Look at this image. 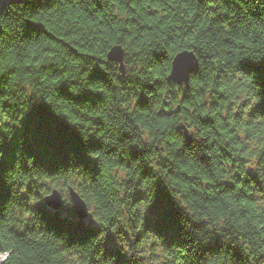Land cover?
Masks as SVG:
<instances>
[{"label":"trees","instance_id":"trees-1","mask_svg":"<svg viewBox=\"0 0 264 264\" xmlns=\"http://www.w3.org/2000/svg\"><path fill=\"white\" fill-rule=\"evenodd\" d=\"M1 24L0 143L35 121L0 168V264H264V0H25Z\"/></svg>","mask_w":264,"mask_h":264},{"label":"water","instance_id":"water-1","mask_svg":"<svg viewBox=\"0 0 264 264\" xmlns=\"http://www.w3.org/2000/svg\"><path fill=\"white\" fill-rule=\"evenodd\" d=\"M24 1L25 0H0V34L2 33L1 17L4 9L12 3H19ZM117 52L119 53V55L114 57L113 53ZM124 58L125 51L120 45L113 46L108 52V59L112 62L120 64V70L122 74H125ZM178 65L184 69V71L180 75H177L176 73V68ZM197 66L198 58L193 51L184 50L178 53L172 61V69L168 76V82L176 83L179 86L184 85L186 89H189L191 75ZM182 128L188 139L191 140L192 138L191 136H189L187 128L185 126H183ZM69 198L73 205L76 217L79 220L87 219L89 216V206L86 200L81 197V195L72 187L69 189ZM44 202L46 203V206L50 209L54 211H59L63 207V194L59 189L54 188L45 196ZM3 261L4 260H2L0 263H2Z\"/></svg>","mask_w":264,"mask_h":264},{"label":"rangeland","instance_id":"rangeland-1","mask_svg":"<svg viewBox=\"0 0 264 264\" xmlns=\"http://www.w3.org/2000/svg\"><path fill=\"white\" fill-rule=\"evenodd\" d=\"M171 69H172V66H171ZM167 81H168V77H167ZM174 84H176V83H174ZM181 87H184V85ZM34 121H35V117L32 114H29L27 116L22 117L19 124L17 125V128L15 130H13L12 134L10 135V139L7 141L5 140L2 143H0V145H1L0 152L2 153V155L0 156V162H1L0 168L4 167L7 164H11L14 162V160H15V151L14 150H15V146L17 144V138L21 137L24 134V131L26 129H28ZM65 195H67V193H64V196ZM60 213L62 214V216L73 215V213L70 212V209L65 208V207H62V209L60 210ZM85 221L90 222L91 218L89 217ZM6 258H7V255L4 257L0 256V262L2 260H5Z\"/></svg>","mask_w":264,"mask_h":264},{"label":"snow or ice","instance_id":"snow-or-ice-1","mask_svg":"<svg viewBox=\"0 0 264 264\" xmlns=\"http://www.w3.org/2000/svg\"><path fill=\"white\" fill-rule=\"evenodd\" d=\"M119 55V53L117 52V53H113V56L114 57H116V56H118ZM184 71V69L181 67V66H177V68H176V73H177V75H180L182 72ZM0 155H2V153H0Z\"/></svg>","mask_w":264,"mask_h":264},{"label":"bare ground","instance_id":"bare-ground-1","mask_svg":"<svg viewBox=\"0 0 264 264\" xmlns=\"http://www.w3.org/2000/svg\"><path fill=\"white\" fill-rule=\"evenodd\" d=\"M71 188V186H69L68 187V194H69V189ZM73 188V187H72ZM75 191H77L75 188H73ZM78 192V191H77ZM79 193V192H78ZM82 197V196H81ZM45 198V197H44ZM44 198H43V201H44ZM45 203V202H44ZM45 205H46V203H45ZM49 208V207H48ZM91 216V214H89V216H88V218ZM91 218V217H90ZM92 219V218H91ZM2 257H4V256H6V254L5 255H1ZM120 257H122V256H120Z\"/></svg>","mask_w":264,"mask_h":264}]
</instances>
